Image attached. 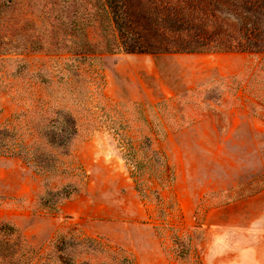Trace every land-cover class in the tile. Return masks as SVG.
I'll return each instance as SVG.
<instances>
[{"label":"rangeland","instance_id":"1","mask_svg":"<svg viewBox=\"0 0 264 264\" xmlns=\"http://www.w3.org/2000/svg\"><path fill=\"white\" fill-rule=\"evenodd\" d=\"M263 22L234 0H0V264H245L212 222L264 187ZM176 31L200 43L144 42Z\"/></svg>","mask_w":264,"mask_h":264},{"label":"crops","instance_id":"2","mask_svg":"<svg viewBox=\"0 0 264 264\" xmlns=\"http://www.w3.org/2000/svg\"><path fill=\"white\" fill-rule=\"evenodd\" d=\"M213 216L212 228L231 236L224 252L244 257L245 264H264V188L215 208Z\"/></svg>","mask_w":264,"mask_h":264},{"label":"trees","instance_id":"3","mask_svg":"<svg viewBox=\"0 0 264 264\" xmlns=\"http://www.w3.org/2000/svg\"><path fill=\"white\" fill-rule=\"evenodd\" d=\"M222 1V0H221ZM234 3L236 5H243L244 7H246L249 10V14H251L252 16H263L264 17V0H234ZM174 17L171 18V21H169V25L177 28L176 30H180V27H182L184 21H187V19L183 20V18H180L178 16V13H176L175 15H173ZM238 16V15H237ZM250 16H248L249 18ZM250 19V18H249ZM262 19V17H261ZM157 22V21H156ZM176 33L174 32L172 35L169 36H164L162 35V37H160V35L158 33H155L154 35H150L151 37L149 38H144V42L147 45V47H155L156 48V52L157 53H165L167 51H163L164 49H172V48H179V47H184L186 45H194L195 43H200V40H194L193 37H189L188 35L182 34V33ZM197 39H199V37H196ZM255 38V40L253 39ZM253 38H248L247 42L249 44H251V46H258V47H253V49L255 50H262L264 47V22L262 23V28L261 31L254 33V37ZM246 44V43H245ZM151 47V48H152ZM187 49V48H186ZM185 49V50H186ZM195 49H187V52L193 51ZM48 128V127H47ZM47 128H44L43 126H41L40 128V132L42 131L43 133L47 132ZM61 132H66L68 135L72 134V132H68V131H62ZM67 138H69V136H67ZM47 185V184H46ZM264 188V187H263ZM263 188H261L260 190H262ZM258 190V191H260ZM77 191L76 187H70L67 189V191H65L63 197H62V201L68 200L69 198H71ZM256 191V192H258ZM253 192L252 194L256 193ZM251 195V194H248ZM14 233H18L17 228L15 225L12 224H2L0 225V234L3 235H12ZM180 252H183V247L180 249ZM183 254L181 253L180 256H182ZM64 260H60V263L63 264ZM67 264V263H64ZM199 264H203L202 262H199Z\"/></svg>","mask_w":264,"mask_h":264}]
</instances>
